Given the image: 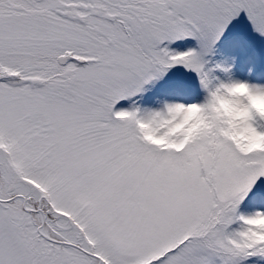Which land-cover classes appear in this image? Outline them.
<instances>
[{
    "label": "snow or ice",
    "instance_id": "1",
    "mask_svg": "<svg viewBox=\"0 0 264 264\" xmlns=\"http://www.w3.org/2000/svg\"><path fill=\"white\" fill-rule=\"evenodd\" d=\"M0 264H264V0H0Z\"/></svg>",
    "mask_w": 264,
    "mask_h": 264
}]
</instances>
